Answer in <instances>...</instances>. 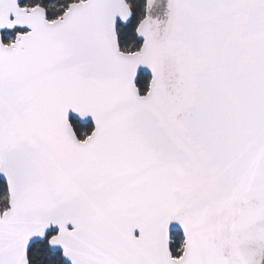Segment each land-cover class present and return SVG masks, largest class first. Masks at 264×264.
I'll return each mask as SVG.
<instances>
[{"label": "snow or ice", "instance_id": "1", "mask_svg": "<svg viewBox=\"0 0 264 264\" xmlns=\"http://www.w3.org/2000/svg\"><path fill=\"white\" fill-rule=\"evenodd\" d=\"M0 264H264V0H0Z\"/></svg>", "mask_w": 264, "mask_h": 264}]
</instances>
